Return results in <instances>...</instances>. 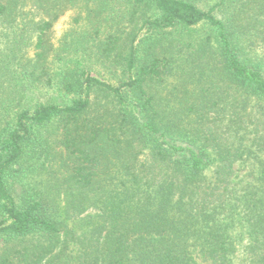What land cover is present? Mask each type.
<instances>
[{"label":"trees","instance_id":"obj_1","mask_svg":"<svg viewBox=\"0 0 264 264\" xmlns=\"http://www.w3.org/2000/svg\"><path fill=\"white\" fill-rule=\"evenodd\" d=\"M112 1L0 0V264H264V0H127L146 34L97 43Z\"/></svg>","mask_w":264,"mask_h":264},{"label":"rangeland","instance_id":"obj_2","mask_svg":"<svg viewBox=\"0 0 264 264\" xmlns=\"http://www.w3.org/2000/svg\"><path fill=\"white\" fill-rule=\"evenodd\" d=\"M133 11H135V8L130 3H128L127 0H114L109 5L102 7V30L98 36L97 43L106 42L107 38L111 34L115 35L117 39H119V43H126L128 40L130 41L133 38H131V33H136L138 36V40L142 39L146 34V30H140V15H136V17H133ZM79 13V9L69 10L68 12H66V15L55 24L56 44H58V42H60L62 39L71 41L77 36L82 38L84 44L86 38L91 39L90 36L86 37L87 35H91V33H93L90 23H84L81 29H79L75 23V19L78 18ZM138 23L140 24L138 25V29L136 30L134 29V27H136L135 25ZM196 30V32L198 33H196L195 37L197 36V34L203 36L207 33V28H196ZM79 32L80 34L78 35ZM88 45L89 44H86V46ZM0 50H4L3 44L0 45ZM91 52L87 50L88 55L89 53L91 54L90 64L93 68L94 75L100 77L101 79L114 82L116 77L115 75L117 73V70L114 67V61H116L117 55L119 56L121 52L117 53V50H114L116 54H114L112 58L104 59L102 61H99V59L97 58V55L99 54L96 48L92 49ZM44 91L48 98L55 97L57 95L55 89H45ZM36 92H40V90L37 89ZM31 94H33L32 91L29 95L31 97L36 96ZM43 138L49 139L51 140V143L57 144V129L55 130L53 128H48L43 133ZM54 163L55 161L51 162L47 159V156L45 154H41V152L31 153L22 162L20 166V171H22V173L14 183L13 188H15L18 193H21L20 191H22L24 187H26L25 189L36 188L39 191L45 190L48 192H53L52 182L55 183L56 179L61 178L60 174L54 175L56 169Z\"/></svg>","mask_w":264,"mask_h":264}]
</instances>
